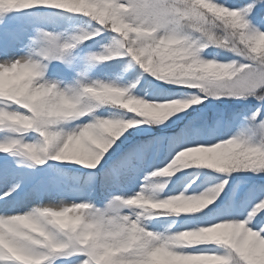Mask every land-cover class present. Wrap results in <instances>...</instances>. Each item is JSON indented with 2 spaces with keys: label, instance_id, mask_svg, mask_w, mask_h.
I'll return each instance as SVG.
<instances>
[{
  "label": "snow or ice",
  "instance_id": "obj_1",
  "mask_svg": "<svg viewBox=\"0 0 264 264\" xmlns=\"http://www.w3.org/2000/svg\"><path fill=\"white\" fill-rule=\"evenodd\" d=\"M0 264H264V0H0Z\"/></svg>",
  "mask_w": 264,
  "mask_h": 264
}]
</instances>
